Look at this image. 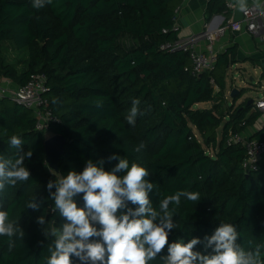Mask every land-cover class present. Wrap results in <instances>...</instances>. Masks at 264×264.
<instances>
[{
  "label": "trees",
  "instance_id": "1",
  "mask_svg": "<svg viewBox=\"0 0 264 264\" xmlns=\"http://www.w3.org/2000/svg\"><path fill=\"white\" fill-rule=\"evenodd\" d=\"M181 3L52 0L36 9L33 0H0V80L18 88L32 74H45L46 96L60 120L48 131H39L32 110L11 97L0 99V154L14 157L16 150L8 143L13 135L23 139L22 151L32 152L25 160L29 181L6 185L0 193V210L19 216L25 233L11 251L8 238L0 236V264H46L54 237H46L43 229H59L65 223L49 198L48 182L72 170L82 172L88 160L103 159L105 170H111L119 162L107 161L113 155L149 170L147 179L157 185L149 193L153 206L176 190L200 193L198 202L182 200L173 217L177 228L171 230L169 243L199 238L202 243L194 250L210 254L204 238L225 222L236 227V243L246 250L264 242V164L246 172L242 167L246 149L240 144L226 145L231 134L243 133L262 112L250 100L224 109L226 79L236 47L219 53L215 67L198 77L190 73L188 53L159 49L160 44L178 38L177 33L164 34L163 30L173 25ZM225 9L224 0H211L208 5L210 16ZM126 36L140 44L122 45ZM8 43L28 53L24 71L8 61ZM240 95L242 91L234 103ZM54 99L59 102L53 104ZM134 99L140 104L133 126L126 117ZM95 101H102V106L97 107ZM203 103L212 105L200 108ZM52 135L66 138L59 171L46 163L45 140ZM249 139L264 140V130ZM141 142L145 148L135 152ZM55 191L53 186L51 192ZM34 197L39 210L26 207V201ZM74 199L83 206L82 194ZM40 216L45 218L44 225L37 223ZM166 256L167 248L151 264H163ZM71 259L72 264H81L76 257Z\"/></svg>",
  "mask_w": 264,
  "mask_h": 264
},
{
  "label": "clouds",
  "instance_id": "2",
  "mask_svg": "<svg viewBox=\"0 0 264 264\" xmlns=\"http://www.w3.org/2000/svg\"><path fill=\"white\" fill-rule=\"evenodd\" d=\"M51 2L33 0L32 6L40 9ZM234 7L241 13L250 11L248 0H235ZM252 7L264 14L260 0H252ZM102 103L95 101L97 107ZM139 104L138 99L132 101L126 117L129 125L136 123ZM8 143L16 151L14 157L0 154V193L5 191L6 185L14 187L31 177L25 160L31 158L32 152L21 150L24 141L19 136H11ZM145 146L141 142L134 151L140 152ZM114 159L119 162L111 170H105L103 159L96 163L88 160L82 172L72 170L66 176L57 175L54 183L48 182L49 198L65 223L59 229H43L46 237H54L46 264H72L73 256L81 264H151L165 248L167 256L163 264H264V242L246 250L236 243L239 233L232 223H221L211 236L204 238L205 250L212 249L210 254L194 250L202 243L199 238L169 243L171 230L177 228L173 217L179 213L182 200L198 202L200 193L176 190L160 199L158 206H153L149 193L157 185L147 179L149 170L116 155L108 157L107 161ZM53 186L55 192H51ZM81 194L82 207L74 199ZM26 207L39 210L40 203L34 197L26 201ZM37 223L44 225L45 218L38 217ZM24 235L19 216L14 218L8 211L0 210V236L8 238L9 251Z\"/></svg>",
  "mask_w": 264,
  "mask_h": 264
},
{
  "label": "built area",
  "instance_id": "3",
  "mask_svg": "<svg viewBox=\"0 0 264 264\" xmlns=\"http://www.w3.org/2000/svg\"><path fill=\"white\" fill-rule=\"evenodd\" d=\"M182 3L175 10L173 17V25L163 30L164 34L175 32L178 38L174 41H167L160 44L159 49L163 52L183 51L189 54L190 73L193 77H198L206 71H210L215 67L218 61L219 53L215 50L214 43L224 36L228 29L237 27L238 23L232 20L227 21L224 25L213 28L212 24L206 23L203 31L187 36H181L182 28L179 24V13L182 5L187 0H181ZM226 8L235 11L232 0H224ZM260 4L264 6V0ZM250 11L245 14L241 13L242 20L246 24L249 33L264 42V14H262L252 3L249 4ZM255 25V27H252ZM204 42L205 48H200V44ZM11 82L0 80V99L6 96L11 97L13 101L27 109L32 110L36 117V129L39 131H48L53 123H60V120L53 114L50 107L49 98L46 96L48 92L47 77L45 74L35 73L30 76L26 84L18 88L11 89ZM255 109L264 113V97L253 102ZM240 144L246 149V157L242 163V167L249 171H257L264 164V140L249 139L243 133L231 134L226 141L227 146Z\"/></svg>",
  "mask_w": 264,
  "mask_h": 264
},
{
  "label": "crops",
  "instance_id": "4",
  "mask_svg": "<svg viewBox=\"0 0 264 264\" xmlns=\"http://www.w3.org/2000/svg\"><path fill=\"white\" fill-rule=\"evenodd\" d=\"M211 0H187L183 5L179 13V24L182 28L181 36H187L203 31L206 23L212 24L213 28L224 25L227 21L232 20L238 23L237 27L228 29L227 33L220 37L215 43L214 47L218 53H224L228 49L236 47L235 62L231 64L230 68L234 65H239L241 70H247L248 65H252L255 70L261 71L264 74V42L253 37L247 30L246 24L242 20V15L238 11H231L227 8L222 12H214L211 16L208 13V5ZM235 2V0H232ZM261 2V0H260ZM248 3H252V0H248ZM200 48H205V43L200 44ZM229 68V70H230ZM253 80V78H252ZM8 81L9 80H2ZM11 89H15V85L11 82ZM235 89L228 90V84L226 82L225 101L227 102V94ZM261 91L264 92V86H261ZM240 92H237L238 95ZM235 95V96H236ZM264 94L257 96L253 99H245L256 101L259 98H263ZM241 98L237 102L228 104L229 106L244 102ZM225 102V103H226ZM212 105V104H211ZM228 105L224 106V109H228ZM211 107V106H210ZM228 118V117H227ZM226 118V120H227ZM264 130V113L254 122L250 127L244 130V134L248 137H252L256 133Z\"/></svg>",
  "mask_w": 264,
  "mask_h": 264
},
{
  "label": "rangeland",
  "instance_id": "5",
  "mask_svg": "<svg viewBox=\"0 0 264 264\" xmlns=\"http://www.w3.org/2000/svg\"><path fill=\"white\" fill-rule=\"evenodd\" d=\"M122 45L127 47L138 46L140 43L133 39L131 36H126L122 39ZM5 55L9 62L17 64L19 70L22 72L27 68L28 62V53L27 52H19L15 50L11 46V44H6L5 46ZM239 65H234L230 68L227 74V84L228 90L235 89L237 92L242 91V95L240 98L244 101L245 99H253L257 96L264 94L263 91L260 90L261 86H264V74H262V70L258 71L252 65L247 66V70H241ZM253 78V80H252ZM239 98V99H240ZM227 105L233 102V97L231 96V91L227 94ZM224 102V105L226 106ZM212 103H203L200 104V108H209ZM229 107V105H228ZM221 132V128H220Z\"/></svg>",
  "mask_w": 264,
  "mask_h": 264
},
{
  "label": "water",
  "instance_id": "6",
  "mask_svg": "<svg viewBox=\"0 0 264 264\" xmlns=\"http://www.w3.org/2000/svg\"><path fill=\"white\" fill-rule=\"evenodd\" d=\"M237 91L234 90L231 96L234 98ZM250 100L249 103H253ZM66 145V138L62 135H52L45 140L46 163L49 168L54 171H59V164L64 154V147Z\"/></svg>",
  "mask_w": 264,
  "mask_h": 264
}]
</instances>
